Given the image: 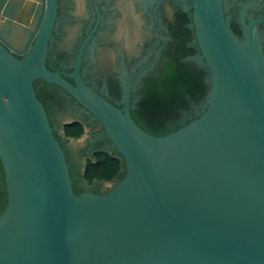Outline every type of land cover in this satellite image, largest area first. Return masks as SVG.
<instances>
[{
  "label": "water",
  "instance_id": "1",
  "mask_svg": "<svg viewBox=\"0 0 264 264\" xmlns=\"http://www.w3.org/2000/svg\"><path fill=\"white\" fill-rule=\"evenodd\" d=\"M190 1L191 60L209 89L194 119L153 135L133 118L130 84L119 107L80 60L74 85L47 66L58 0H0V264H264V17L244 4L237 33L227 0ZM37 80L73 94L121 154L105 193L75 192Z\"/></svg>",
  "mask_w": 264,
  "mask_h": 264
},
{
  "label": "flooded vegetation",
  "instance_id": "2",
  "mask_svg": "<svg viewBox=\"0 0 264 264\" xmlns=\"http://www.w3.org/2000/svg\"><path fill=\"white\" fill-rule=\"evenodd\" d=\"M183 1L58 0V15L47 66L54 72L63 73L65 79L74 85V78L68 75L75 73L80 60L79 70L83 80L119 107L124 106L123 86L130 84L133 88L132 111H138L148 84L159 82L165 73L171 71L176 58L206 71L191 60L201 52L191 29L193 3L187 0L185 4ZM227 1L237 33L241 29L244 4L258 3L259 7L249 10V13L257 18L264 17V0ZM206 77V92L198 99L186 95L188 108L180 110L178 123L168 121L165 131L191 121L201 111L209 89ZM35 89L57 137L66 149L72 170L82 173L87 160L97 150L112 146L103 126L93 120L91 112H82L85 109L83 105L60 86L37 80ZM78 118L83 119L88 129L81 145L75 143L77 140H67L65 133V126L78 121ZM105 190L104 185L87 189L97 194H103Z\"/></svg>",
  "mask_w": 264,
  "mask_h": 264
},
{
  "label": "trees",
  "instance_id": "3",
  "mask_svg": "<svg viewBox=\"0 0 264 264\" xmlns=\"http://www.w3.org/2000/svg\"><path fill=\"white\" fill-rule=\"evenodd\" d=\"M238 32V31H237ZM206 71L195 64L183 63L175 59L174 68L165 73L159 82L152 81L148 84L141 107L138 111H131L135 121L146 131L153 135L167 134L176 128L165 131L168 121L178 123L181 116L180 110L188 108L190 95L193 99L200 98L206 87L204 79ZM190 122V121H189ZM66 137L79 140L85 134V124L74 121L65 126ZM125 167L121 154L106 149L97 150L87 160L85 171H71L74 177V189L77 194L86 192L88 188L97 186L98 182H115L123 177L122 170ZM79 176V179H76ZM7 191L5 173L0 159V208L1 213L7 204Z\"/></svg>",
  "mask_w": 264,
  "mask_h": 264
}]
</instances>
